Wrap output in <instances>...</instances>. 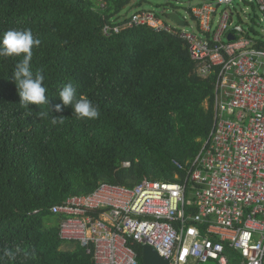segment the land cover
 I'll use <instances>...</instances> for the list:
<instances>
[{
	"label": "trees",
	"instance_id": "trees-1",
	"mask_svg": "<svg viewBox=\"0 0 264 264\" xmlns=\"http://www.w3.org/2000/svg\"><path fill=\"white\" fill-rule=\"evenodd\" d=\"M142 1L0 0V36L30 28L41 40L32 70H42L49 95L48 105L23 108L12 79L22 56L0 58V264H96L60 238L51 207L100 183L183 181L208 138L214 76L197 75L185 42L146 25L102 32ZM67 82L98 105V118L77 119L62 105L57 95ZM40 111L62 115L64 124L38 118ZM128 244L142 264L141 245Z\"/></svg>",
	"mask_w": 264,
	"mask_h": 264
},
{
	"label": "built area",
	"instance_id": "built-area-1",
	"mask_svg": "<svg viewBox=\"0 0 264 264\" xmlns=\"http://www.w3.org/2000/svg\"><path fill=\"white\" fill-rule=\"evenodd\" d=\"M233 1L191 7L197 32L172 28L151 10L103 26L105 36L146 25L181 38L197 75L214 76V116L183 181L100 183L51 207L60 238L77 242L96 264H138L129 240L150 245L168 264H264V36L233 22ZM249 3L264 18V0Z\"/></svg>",
	"mask_w": 264,
	"mask_h": 264
},
{
	"label": "clouds",
	"instance_id": "clouds-1",
	"mask_svg": "<svg viewBox=\"0 0 264 264\" xmlns=\"http://www.w3.org/2000/svg\"><path fill=\"white\" fill-rule=\"evenodd\" d=\"M41 40L33 34L30 28H9L0 36V58L21 57L12 71V79L16 85L20 104L23 108H30L29 104L48 105V88L44 84L42 70H32L33 49L39 48ZM63 106L71 105L72 113L77 119H96L99 116L98 105L86 96L78 95L76 87L67 82L62 85L57 95ZM61 104L55 105V111L61 112ZM52 125L64 124L63 116H54L49 111H40L38 118L48 119ZM10 256L14 254L9 252Z\"/></svg>",
	"mask_w": 264,
	"mask_h": 264
},
{
	"label": "rangeland",
	"instance_id": "rangeland-1",
	"mask_svg": "<svg viewBox=\"0 0 264 264\" xmlns=\"http://www.w3.org/2000/svg\"><path fill=\"white\" fill-rule=\"evenodd\" d=\"M202 1L203 0H174L171 3H167L164 0H143L140 4L132 2V4L126 6L121 13L129 16L135 11L151 10L156 13L163 23L172 28L197 32L195 21L189 10L191 7L202 3ZM224 7L225 5H220L218 7L219 11ZM171 10L184 20L186 23L184 26H179L172 19L167 17V13ZM231 10L233 13V22L235 24H239L243 28L251 27L256 32V35L264 36L263 15L255 5L249 3V0H234L233 8H231ZM66 246H69V244L63 245L64 248ZM200 264H215V261L208 260Z\"/></svg>",
	"mask_w": 264,
	"mask_h": 264
},
{
	"label": "water",
	"instance_id": "water-1",
	"mask_svg": "<svg viewBox=\"0 0 264 264\" xmlns=\"http://www.w3.org/2000/svg\"><path fill=\"white\" fill-rule=\"evenodd\" d=\"M167 17L172 19L179 26H184L181 19L173 10L167 13ZM230 39L232 36L229 37ZM140 260L142 264H168V261L161 257L150 245L141 246Z\"/></svg>",
	"mask_w": 264,
	"mask_h": 264
}]
</instances>
